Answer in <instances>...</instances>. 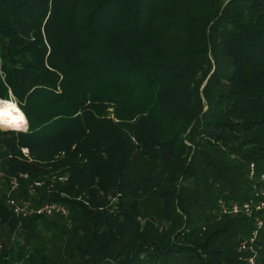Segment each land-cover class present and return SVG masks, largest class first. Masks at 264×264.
Wrapping results in <instances>:
<instances>
[{
	"label": "trees",
	"instance_id": "obj_1",
	"mask_svg": "<svg viewBox=\"0 0 264 264\" xmlns=\"http://www.w3.org/2000/svg\"><path fill=\"white\" fill-rule=\"evenodd\" d=\"M0 100V264H247L212 211L264 165V0H0Z\"/></svg>",
	"mask_w": 264,
	"mask_h": 264
},
{
	"label": "built area",
	"instance_id": "obj_2",
	"mask_svg": "<svg viewBox=\"0 0 264 264\" xmlns=\"http://www.w3.org/2000/svg\"><path fill=\"white\" fill-rule=\"evenodd\" d=\"M3 176L4 174L0 172V178ZM248 176L249 180L254 183L252 195L242 202L229 201L220 197L218 207L223 214L243 216L251 221L253 227L250 234L240 238L236 250L240 254V260L247 264H257L255 244L264 229V172L258 175L256 164L252 163L248 167ZM22 178L26 179L27 177L22 176ZM35 185L40 187L42 183H35ZM19 189L20 181L18 178H14L10 183V190L6 192L7 205L16 217L28 218L35 215L69 217V210L64 205L46 203L37 207L32 201L18 196Z\"/></svg>",
	"mask_w": 264,
	"mask_h": 264
},
{
	"label": "rangeland",
	"instance_id": "obj_3",
	"mask_svg": "<svg viewBox=\"0 0 264 264\" xmlns=\"http://www.w3.org/2000/svg\"><path fill=\"white\" fill-rule=\"evenodd\" d=\"M7 105V104H6ZM5 105V106H6ZM3 108V107H2ZM5 110L6 109H4L3 108V111H4V115H5ZM6 114H7V112H6ZM8 116V115H7ZM8 119V122H10V120H9V117L7 118ZM8 122L6 121V123H7V125H6V123L4 122V120L2 119V117H0V126H3V127H6L7 129H14V128H10V127H16V126H12L13 125V123H11L10 122V124H12V125H9L8 124ZM10 126V127H9ZM5 129V128H4ZM25 129V126L23 127V129H15V130H19V131H21V130H24ZM259 168H258V173H261L262 171H264V165H259L258 166ZM258 175H260V174H258ZM4 179L5 178H2V179H0L1 181H4ZM7 190H9L8 189V187H7V185H6V187H5ZM5 189V190H6ZM29 200L30 201H32V203L34 204V205H36V206H40V205H42V204H44V202L45 203H50L49 201H45V200H42L41 199V194L35 189V187H34V185L32 184L31 186H29ZM240 202V201H239ZM210 203H211V201H208V200H206V206H209L210 205ZM212 203H213V201H212ZM212 205V204H211ZM218 205H219V199H218V201H216V205H215V207H214V209H213V211H212V215L213 216H216V219L217 220H220V221H223V219H224V217H226V216H230V215H227V214H223V213H221V211L219 210V207H218ZM168 226V225H167ZM22 236L23 235H20V234H18L17 236H14V242L16 243V244H18V242H20V240L22 239ZM258 261H260V259H257Z\"/></svg>",
	"mask_w": 264,
	"mask_h": 264
},
{
	"label": "bare ground",
	"instance_id": "obj_4",
	"mask_svg": "<svg viewBox=\"0 0 264 264\" xmlns=\"http://www.w3.org/2000/svg\"><path fill=\"white\" fill-rule=\"evenodd\" d=\"M5 104H7V105L5 106ZM9 105H15V107H9ZM0 106H3V108L6 109L5 110V113L7 112L6 116L8 115L7 118L9 117V120H10L11 123L14 124V123H16L19 120V115H18V113L16 111V109L19 108V107L15 103H6V102L2 103L1 102ZM10 122H8V124H10ZM10 125H12V124H10Z\"/></svg>",
	"mask_w": 264,
	"mask_h": 264
},
{
	"label": "water",
	"instance_id": "obj_5",
	"mask_svg": "<svg viewBox=\"0 0 264 264\" xmlns=\"http://www.w3.org/2000/svg\"><path fill=\"white\" fill-rule=\"evenodd\" d=\"M1 102L2 103H4V102H6V103H9V102H11V103H15V102H13V101H4V100H0V104H1ZM17 106H18V104L17 103H15ZM19 107V106H18ZM20 109V108H19ZM21 110V109H20ZM23 112V111H22ZM25 115V114H24ZM27 119V118H26ZM27 123H28V120H27ZM9 130H15V129H9ZM16 131H19V130H16Z\"/></svg>",
	"mask_w": 264,
	"mask_h": 264
},
{
	"label": "clouds",
	"instance_id": "obj_6",
	"mask_svg": "<svg viewBox=\"0 0 264 264\" xmlns=\"http://www.w3.org/2000/svg\"><path fill=\"white\" fill-rule=\"evenodd\" d=\"M14 106H15V105H14ZM16 111H17L19 117H22V118L24 119V114H23V112H21L18 108L16 109Z\"/></svg>",
	"mask_w": 264,
	"mask_h": 264
},
{
	"label": "snow or ice",
	"instance_id": "obj_7",
	"mask_svg": "<svg viewBox=\"0 0 264 264\" xmlns=\"http://www.w3.org/2000/svg\"><path fill=\"white\" fill-rule=\"evenodd\" d=\"M9 107H15L14 105H9ZM19 119L22 121L23 118L22 117H19Z\"/></svg>",
	"mask_w": 264,
	"mask_h": 264
}]
</instances>
